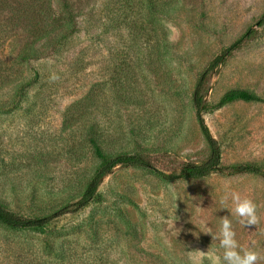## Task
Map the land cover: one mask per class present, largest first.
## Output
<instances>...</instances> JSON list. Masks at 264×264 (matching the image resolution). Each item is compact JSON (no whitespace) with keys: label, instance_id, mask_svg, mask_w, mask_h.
<instances>
[{"label":"rangeland","instance_id":"rangeland-1","mask_svg":"<svg viewBox=\"0 0 264 264\" xmlns=\"http://www.w3.org/2000/svg\"><path fill=\"white\" fill-rule=\"evenodd\" d=\"M263 15L264 0H0V201L41 216L79 198L99 163L84 120L105 151L140 152L152 166H116L89 205L42 228L0 224V264H212L201 252L222 255L223 218L240 249L264 256V175L155 172L208 155L192 103L204 71L210 104L231 88L264 98ZM86 95L89 112L65 122ZM202 117L223 165L264 171V102ZM232 192L256 204V226L240 225Z\"/></svg>","mask_w":264,"mask_h":264},{"label":"trees","instance_id":"trees-1","mask_svg":"<svg viewBox=\"0 0 264 264\" xmlns=\"http://www.w3.org/2000/svg\"><path fill=\"white\" fill-rule=\"evenodd\" d=\"M264 19V15H263ZM250 30H247L236 41H234L227 49L226 52L237 47L243 38L250 35ZM27 55H22L21 58H26ZM223 56H219L214 59L210 65V69L214 68ZM207 71H204L197 79L195 88L192 93V103L194 105L196 118L204 137V140L208 146V155L203 161H187L179 169L178 172L165 173L162 171H155L161 177L166 179H199L210 175L213 172H221L226 174L237 173H253L264 175L263 168L257 164L250 162H239L229 165H223L221 159V148L218 141L212 136L209 128L204 122L202 113L210 108H220L226 104L234 101H261L264 102V98L260 97L256 93L243 88H231L225 91L220 99L215 104L206 102L201 94L202 85L205 79ZM91 99L89 95H86L81 100L70 105L66 109L67 120H73L80 116H85L89 112L91 106ZM82 128V139L85 143V147L90 149L94 156L98 158L99 163L95 168L93 174L86 182L82 193L73 202H68L62 205L60 208L53 212L41 216H24L11 211L0 201V224L12 229H26V228H42L51 220L61 217L67 213L78 211L87 205L91 201L98 197V187L105 175L110 173L116 166H133L143 167L151 169L152 166L147 157L140 152H107L102 147L101 135L98 133L96 127L92 124H88L85 120Z\"/></svg>","mask_w":264,"mask_h":264},{"label":"clouds","instance_id":"clouds-1","mask_svg":"<svg viewBox=\"0 0 264 264\" xmlns=\"http://www.w3.org/2000/svg\"><path fill=\"white\" fill-rule=\"evenodd\" d=\"M57 78L55 75L51 77L52 80H56ZM231 198L235 204L234 212L239 217L240 225L244 228L251 225L256 226L258 223L256 204L251 199H241L239 194L235 192L231 193ZM224 199L226 200L227 197ZM223 202L222 200L221 203ZM203 232L210 233L213 236V240L218 238L212 234L206 224L204 225ZM218 244L219 248L223 250L222 255H217L215 252H201V256L210 259L212 264H259V261L264 259V256L254 249H240V245L236 239V232L233 230L231 221L227 218L222 219Z\"/></svg>","mask_w":264,"mask_h":264}]
</instances>
